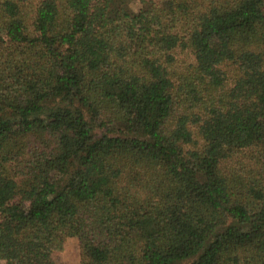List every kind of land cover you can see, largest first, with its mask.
Wrapping results in <instances>:
<instances>
[{
    "label": "trees",
    "instance_id": "obj_1",
    "mask_svg": "<svg viewBox=\"0 0 264 264\" xmlns=\"http://www.w3.org/2000/svg\"><path fill=\"white\" fill-rule=\"evenodd\" d=\"M0 0V260L264 264V0Z\"/></svg>",
    "mask_w": 264,
    "mask_h": 264
},
{
    "label": "rangeland",
    "instance_id": "obj_2",
    "mask_svg": "<svg viewBox=\"0 0 264 264\" xmlns=\"http://www.w3.org/2000/svg\"><path fill=\"white\" fill-rule=\"evenodd\" d=\"M151 0H129V10L131 14H136L141 9L147 7ZM85 242L77 238H68L65 241L63 250L53 253L52 258L57 264H78L85 258ZM0 264H5L0 260Z\"/></svg>",
    "mask_w": 264,
    "mask_h": 264
}]
</instances>
